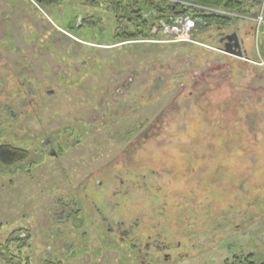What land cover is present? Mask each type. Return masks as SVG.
I'll return each mask as SVG.
<instances>
[{"label": "rangeland", "instance_id": "rangeland-1", "mask_svg": "<svg viewBox=\"0 0 264 264\" xmlns=\"http://www.w3.org/2000/svg\"><path fill=\"white\" fill-rule=\"evenodd\" d=\"M107 12L0 0V146L29 152L0 166V264L264 262V76L218 43L243 21L121 42ZM120 226L172 258L142 263Z\"/></svg>", "mask_w": 264, "mask_h": 264}, {"label": "trees", "instance_id": "trees-1", "mask_svg": "<svg viewBox=\"0 0 264 264\" xmlns=\"http://www.w3.org/2000/svg\"><path fill=\"white\" fill-rule=\"evenodd\" d=\"M39 7L45 8H59L66 4L69 0H30ZM182 1V0H181ZM188 4L186 16L195 22L202 23L201 27L195 29L204 30L206 27L216 26L220 28L229 27L234 19L221 14H210L201 7H209L220 9L240 15L248 16L249 10L243 9L244 2L242 0H183ZM84 5L90 8H102L107 10V13H115L118 17L119 34L118 39L121 42L134 41L142 38L155 37V32L151 30L152 24L160 18V28L164 31V25L167 23L169 26H181L175 21L173 14L168 16H161L159 5H163L161 0H84ZM105 7V8H104ZM157 18H152V14ZM149 16V17H148ZM90 17V16H89ZM92 19V17H90ZM84 21V20H83ZM86 21V20H85ZM134 26L133 31H127L125 26L127 24ZM29 158V152L25 149L10 145L0 146V166L13 167L25 163ZM139 241V240H138ZM225 264H264V262L257 263L253 254L235 256L232 260L226 261Z\"/></svg>", "mask_w": 264, "mask_h": 264}, {"label": "flooded vegetation", "instance_id": "flooded-vegetation-1", "mask_svg": "<svg viewBox=\"0 0 264 264\" xmlns=\"http://www.w3.org/2000/svg\"><path fill=\"white\" fill-rule=\"evenodd\" d=\"M256 1H258V0H256ZM163 2H165V1L163 0ZM171 3H172L171 0H167L166 6L164 5V7H163L162 5H159V8L161 10V16H165L166 13H170L171 15L173 14L174 16L177 15L178 13H179V15L180 14H186L187 7H182V6H179L177 4L172 5ZM259 3H260V1H259ZM252 21L248 24H253ZM249 28H250L251 32H253L254 25H250ZM248 32H249V30L247 31V33ZM239 42H241V40L239 38V34L237 31L231 32V33H225V32H219L218 33V43L222 46V49L228 53L236 55L237 51H239V50L241 51V49H238V43ZM115 229H113V230H115ZM117 229H118L117 235H118L119 240L126 242V243L128 242L130 250L134 251V253H137V252L139 253V255L142 259V263L146 262L148 260L158 262L161 259H165L167 261L170 258H172L173 254L170 253L172 250L171 246H168L165 244H158V243L156 244V243L147 242L143 247L139 248V246H138L139 244L137 242L138 240H134V242H132L133 240L132 241L126 240V237L130 235L129 231L123 229L121 226ZM108 231H110L109 228H108ZM173 250H175V249H173Z\"/></svg>", "mask_w": 264, "mask_h": 264}, {"label": "crops", "instance_id": "crops-1", "mask_svg": "<svg viewBox=\"0 0 264 264\" xmlns=\"http://www.w3.org/2000/svg\"><path fill=\"white\" fill-rule=\"evenodd\" d=\"M244 2L243 5V9L245 10H249V14L248 16L242 15V16H238V20L239 21H243L242 26L240 27V31H239V38L241 40V51L243 52V57L239 58L243 61V68L248 70L252 68V71L255 73H258L260 75L264 76V65H262L264 63V33L263 36L260 38V40L258 41V45L256 47L257 49V53L256 51H253V56L250 57L249 55V51H248V47H250V43L247 42V40H249L251 38V36H253V33L250 30V25H254V29L253 32L256 31L257 27H255V23L254 21L248 20L247 18H254L259 12L261 13V9L258 10V8L254 5L255 4V0H242ZM257 8V9H256ZM264 14V12H262ZM247 17V18H246ZM253 22V24H247L250 22ZM263 29H264V25H263ZM249 30V32L247 33V31ZM247 37V40H246ZM251 62H249V61ZM243 69V70H244ZM255 79V78H254ZM260 101L263 103L264 106V93H260Z\"/></svg>", "mask_w": 264, "mask_h": 264}, {"label": "built area", "instance_id": "built-area-1", "mask_svg": "<svg viewBox=\"0 0 264 264\" xmlns=\"http://www.w3.org/2000/svg\"><path fill=\"white\" fill-rule=\"evenodd\" d=\"M256 22H257L258 26H261L264 23L263 16L257 17ZM262 65H264V63Z\"/></svg>", "mask_w": 264, "mask_h": 264}, {"label": "water", "instance_id": "water-1", "mask_svg": "<svg viewBox=\"0 0 264 264\" xmlns=\"http://www.w3.org/2000/svg\"><path fill=\"white\" fill-rule=\"evenodd\" d=\"M184 13V12H183ZM198 26H201L200 24H198ZM240 42L238 43V49H240ZM237 51V50H236ZM238 57H243V52H241L240 50L239 51H237V54H236Z\"/></svg>", "mask_w": 264, "mask_h": 264}]
</instances>
